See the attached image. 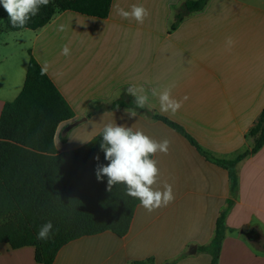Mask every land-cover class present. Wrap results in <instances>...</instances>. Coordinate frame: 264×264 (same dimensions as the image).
<instances>
[{
	"label": "crops",
	"instance_id": "0c3cea01",
	"mask_svg": "<svg viewBox=\"0 0 264 264\" xmlns=\"http://www.w3.org/2000/svg\"><path fill=\"white\" fill-rule=\"evenodd\" d=\"M183 1L112 0L107 18L57 11L47 25L32 30V55L74 111L57 128L59 152L86 144L109 122L171 142L167 154L153 159L159 186H172L173 202L152 212L139 204L125 236L111 231L83 236L64 245L53 264H129L149 258L164 264L182 254L174 264L211 262L209 254L189 250L214 236L230 194L227 169L207 161L184 136L144 112L130 117L127 108L106 109L128 94L124 89L142 86L150 108L183 125L211 151L229 155L253 146L246 134L264 109V0H209L204 10L170 31L172 8ZM133 4L149 10L143 24L118 15V8L129 10ZM64 45L70 48L68 56L61 54ZM0 46L5 50L0 53L1 115L4 104L23 89L30 54L6 40ZM171 84L173 98L188 99L175 114L162 113L151 90ZM238 172L239 196L227 216L234 231L223 241L219 264H264V253L241 232L248 225L264 237V146L240 162ZM0 264L39 263L34 247L0 243Z\"/></svg>",
	"mask_w": 264,
	"mask_h": 264
},
{
	"label": "trees",
	"instance_id": "16d2710c",
	"mask_svg": "<svg viewBox=\"0 0 264 264\" xmlns=\"http://www.w3.org/2000/svg\"><path fill=\"white\" fill-rule=\"evenodd\" d=\"M209 0H184L173 8L169 30L195 12L205 9ZM112 0H62L59 11L72 10L84 15L107 18ZM50 1L23 28L12 27L8 13L0 6V19L13 31L36 30L47 25L55 15ZM30 60L22 91L4 104L0 115V243L11 248H35V261L53 264L59 250L83 236L111 231L123 237L129 231L139 199L126 194L124 184L107 190V177L97 180L98 165H107L101 150V133L86 144L59 152L55 147L58 126L74 116V111L51 78L29 50ZM134 97L123 94L106 109L135 108ZM184 136L207 161L227 169L230 194L216 220L212 240L198 246L211 256L210 264H219L223 241L234 229L227 226V216L239 196L238 165L264 146V109L246 136L251 148L229 155L218 154L202 146L183 125L155 109L136 108ZM91 112L87 115L89 117ZM67 137L61 136L66 141ZM99 156V160L95 157ZM153 158V157H152ZM51 221L49 238L37 239L40 227ZM245 235V234H244ZM257 252L264 253V237L248 238ZM185 254L164 264H174ZM153 259L129 264H152Z\"/></svg>",
	"mask_w": 264,
	"mask_h": 264
},
{
	"label": "clouds",
	"instance_id": "9594fccd",
	"mask_svg": "<svg viewBox=\"0 0 264 264\" xmlns=\"http://www.w3.org/2000/svg\"><path fill=\"white\" fill-rule=\"evenodd\" d=\"M48 3L49 0H0L14 28L26 26L32 17L39 14L41 7L47 6ZM117 12L122 18L135 20L139 24H143L150 15L146 7L137 4L131 5L129 10L118 8ZM226 43L231 47L234 41L229 37ZM61 54L70 55L68 45L63 46ZM173 87L175 85L171 84L161 89L151 90V95L159 101L162 113L175 114L183 106V100L188 99L187 96L180 101L173 98ZM127 92L135 98V108L125 109L130 117L137 115L136 108L150 107L149 96L142 86H129ZM101 136L100 148L105 153V160L109 163L98 165L96 176L97 180L105 176L108 178L109 192L112 191L113 186L124 184L126 194L139 199L141 206L148 212L166 207L173 202L175 197L172 186L167 183H164L162 187L159 186L158 162L152 158L157 153H168L171 142L167 138L156 140L145 134L142 129L117 125L115 122L105 124ZM95 159L99 160V156ZM52 227L51 221L42 225L37 233V239H48Z\"/></svg>",
	"mask_w": 264,
	"mask_h": 264
},
{
	"label": "rangeland",
	"instance_id": "374dc122",
	"mask_svg": "<svg viewBox=\"0 0 264 264\" xmlns=\"http://www.w3.org/2000/svg\"><path fill=\"white\" fill-rule=\"evenodd\" d=\"M49 1L51 3L52 7L55 9V11L56 10L59 11L60 2L62 0H49ZM0 6H3V5L0 4ZM173 8H174V6H173ZM173 8H172V10H173ZM4 28H5V30H3ZM32 35H33V32L30 29L23 30V31H13L11 29V27L4 20L0 19V45L5 44V40H6V42L10 46H17V48L19 50H24L25 52H27L31 49ZM14 49H15V47H14ZM14 49L11 48V50H14ZM1 52H5V50H3V47L0 46V53ZM124 92H127L126 89H124ZM96 128L89 130L86 137L90 136L96 130ZM61 134L67 135V130L66 129L63 130ZM251 231H253V230L251 229ZM252 233H253V235L255 234L254 232H252ZM261 234H263V233L261 232Z\"/></svg>",
	"mask_w": 264,
	"mask_h": 264
},
{
	"label": "water",
	"instance_id": "95a60500",
	"mask_svg": "<svg viewBox=\"0 0 264 264\" xmlns=\"http://www.w3.org/2000/svg\"><path fill=\"white\" fill-rule=\"evenodd\" d=\"M241 232H242L243 234H245V236H247V238H253V233H252V231L250 230V228H249L248 225L243 226L242 229H241ZM196 251H197L196 246H193V247L191 248V250L189 251V253H190V254H193V253H195Z\"/></svg>",
	"mask_w": 264,
	"mask_h": 264
}]
</instances>
